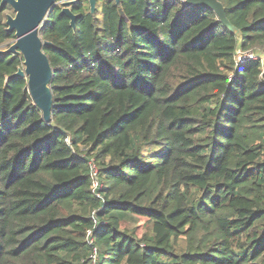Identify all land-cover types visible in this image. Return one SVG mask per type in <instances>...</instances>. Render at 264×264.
Instances as JSON below:
<instances>
[{
    "label": "trees",
    "instance_id": "obj_1",
    "mask_svg": "<svg viewBox=\"0 0 264 264\" xmlns=\"http://www.w3.org/2000/svg\"><path fill=\"white\" fill-rule=\"evenodd\" d=\"M219 1L238 36L180 0L50 11V122L0 54V264H264V0Z\"/></svg>",
    "mask_w": 264,
    "mask_h": 264
},
{
    "label": "water",
    "instance_id": "obj_2",
    "mask_svg": "<svg viewBox=\"0 0 264 264\" xmlns=\"http://www.w3.org/2000/svg\"><path fill=\"white\" fill-rule=\"evenodd\" d=\"M55 0H3L14 8V17L7 18V32H14L15 40L6 49H0V54L19 53L23 57V68H18L10 77L26 78V89L33 104L41 112L45 122H50L52 110V93L50 83L53 71L46 54L44 45L50 42L42 40L39 35V26L42 24L48 10ZM190 6L205 5L210 8L217 19L231 32L239 35V31L231 24L225 14V8L219 0H180ZM75 0H63L61 13L69 19V25L74 28L77 15L67 5ZM118 0H115L117 3ZM90 12L96 7V0H88Z\"/></svg>",
    "mask_w": 264,
    "mask_h": 264
},
{
    "label": "flooded vegetation",
    "instance_id": "obj_3",
    "mask_svg": "<svg viewBox=\"0 0 264 264\" xmlns=\"http://www.w3.org/2000/svg\"><path fill=\"white\" fill-rule=\"evenodd\" d=\"M75 2H77V0H75ZM62 3H63V0H55L53 2V4L51 5L50 9L48 10V13L50 11H54L56 9H58L60 11V13H61V10L63 8V4ZM87 3H88V0H87ZM73 4H71V5L69 4V5H67V7L69 9H71V7H72ZM47 14H46V16H47ZM14 15H15V11H14V8L11 5V3H9V2H3V0H0V23L3 25L4 30H5V32L7 34L5 42L0 44V49H6V48H8V46H10L14 42V40H15L14 32H12V33H8L7 32L8 25L6 23L8 16L14 17Z\"/></svg>",
    "mask_w": 264,
    "mask_h": 264
},
{
    "label": "built area",
    "instance_id": "obj_4",
    "mask_svg": "<svg viewBox=\"0 0 264 264\" xmlns=\"http://www.w3.org/2000/svg\"><path fill=\"white\" fill-rule=\"evenodd\" d=\"M256 54L253 52H242V51H237L236 53V60L240 61L243 59H254L256 58ZM91 180H92V188H96L98 186V180H97V169L94 165L91 166ZM91 234V231H87V238H88V243H92V239L89 238ZM91 257V263L94 264L95 262V257H96V252L95 249L93 250L92 254L90 255Z\"/></svg>",
    "mask_w": 264,
    "mask_h": 264
}]
</instances>
